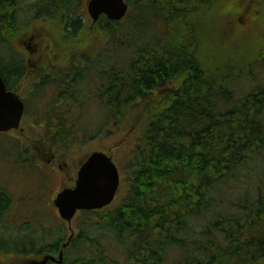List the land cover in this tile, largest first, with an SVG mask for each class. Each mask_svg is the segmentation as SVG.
I'll return each instance as SVG.
<instances>
[{"label":"trees","instance_id":"obj_1","mask_svg":"<svg viewBox=\"0 0 264 264\" xmlns=\"http://www.w3.org/2000/svg\"><path fill=\"white\" fill-rule=\"evenodd\" d=\"M31 1L0 0L2 77L18 68L6 60L18 56L16 40L36 20L58 18L63 41H102L97 127L88 130L77 117L64 126L47 119L44 133L65 152L112 125V137L125 148L117 203L80 214L62 264H264V83L254 84L253 73L242 69L264 67V40L257 44L249 34L233 49L226 38L232 56L220 54L217 67V59L204 62L206 22L196 21L214 0L132 1L122 21L101 18L93 28L77 13L80 0H34L52 4L40 15L23 12ZM263 3L224 2L237 18L248 6L251 25L260 21ZM49 113L59 119L79 114ZM6 201L0 194V210ZM35 224L16 226L10 243L20 260L56 256L64 241L38 243L61 228Z\"/></svg>","mask_w":264,"mask_h":264},{"label":"rangeland","instance_id":"obj_2","mask_svg":"<svg viewBox=\"0 0 264 264\" xmlns=\"http://www.w3.org/2000/svg\"><path fill=\"white\" fill-rule=\"evenodd\" d=\"M225 1L232 0H214L205 15L196 16L197 23H199V21L200 23L206 22L205 27H203L202 31H200V34H202V38L206 41L207 47L209 48L208 52L205 54L204 62L210 64L213 63L215 59H217V67H221L220 54L223 55V53L225 52L230 53L228 55L229 57L232 56L231 51H227L228 48H224V42L226 38H230L228 45L233 44V46H235L233 49H235L236 45L241 42L242 38H245L249 34L254 35V41L257 44L264 40V3L263 6H259L261 15V19L259 21L260 23L258 22L257 24V22H254L251 25L250 21L252 20H249L244 14L249 11L247 5L245 11L236 12V15H239L237 18L230 13L232 12V10H229V7H231V5L224 4ZM238 3H240L241 7L245 6V1ZM250 8L251 7H249V9ZM80 10H82V8ZM49 22L52 21L46 22L44 28H40L38 31H36L35 29H31L32 35L37 36L40 33V35L42 36L41 39L44 41L43 46H41L42 50L46 49L47 41L45 39H53L55 41L60 39L58 36L59 28H61V24L59 23L60 21H58L56 24H47ZM85 22L88 23V21ZM37 24L39 23H35L34 26L38 27ZM238 24L244 26L238 27ZM224 31L225 33H227V35L224 33ZM27 32H29V30ZM203 33L207 35L206 39L204 38ZM85 35H87V32L85 33ZM91 35L92 34L90 33V36ZM90 41L91 38L82 39L80 37L79 39L68 43L65 48H67L68 46L69 51H74L73 54L84 53L87 49H89ZM97 43H100L102 45L103 42L97 40L95 44ZM260 45H264V42H261ZM18 48L21 52L27 54V50L25 49V47L19 45ZM241 49L246 51L243 48ZM50 51H52V48H50ZM44 53H47L46 50ZM93 53L94 51L91 50L90 54ZM60 63L64 64V62ZM242 69L243 71H247V75L253 73V79H255V82H253L254 84L256 83V81L257 83H264V67L255 66L251 69L246 68L247 70H245L243 67ZM75 99L80 100V102H85L84 105L86 107V110H84L86 113L84 114L83 109L76 107L73 108V112H79V114L74 115L77 117L78 124L84 126V128L86 127L88 130L95 129L97 127L96 124L100 119L99 114L98 116L96 114V111L101 107V105L97 103L98 98H95V96L80 94L76 95ZM95 99L97 102L94 101ZM31 110H33V113H35L39 109L35 110L31 108ZM49 112L50 110H48L44 114L45 117H52ZM25 118L28 119L29 115L26 114ZM40 123H42V121ZM28 125L30 124L27 121L23 122L22 128L25 127L26 130L24 134H21V136L20 134L14 133L16 138L10 133H0V170H8V168L12 167V173L16 175V181L18 183L17 186L13 187V195L18 204L30 202L33 203L34 208L31 205L30 208H33L35 210L34 218L38 221V223L35 224L37 228H55L56 231L58 226H61L62 229L60 232L46 234L44 238H41V241L38 240V243L53 242L58 237L69 234L68 225L60 220L55 208L53 209V205L51 204L53 194L59 188L60 177H58L57 175L56 177H52L53 173L48 172L45 176L43 174H35L39 172L38 168L36 170V167H38L37 164H39L40 161L39 158L45 157L48 153H43V151L40 150V142L39 145L36 143V140L40 138V135L38 134L39 132L35 131V129L29 128ZM109 126L110 127L108 130L98 134L97 139L87 140L84 143H81L79 145L76 144V146H72V148L67 149L64 160L67 161V164L71 169H74V171L76 172L75 169H78L79 164L82 163L90 153L94 151H101L112 158L120 172L122 168L123 157L125 155V148L122 147L123 145H119V142H117L116 138L105 136L114 135L112 125ZM81 132V129L77 131L78 134ZM106 132H109V134H105ZM127 132V128L123 129V134H126ZM127 139L128 138H126V140ZM53 146L54 150L57 151L58 148L55 145ZM50 150L51 152H53L52 147H49V151ZM56 155H58V153H56ZM36 156H38L39 158H37ZM26 170H28L30 173H33V175L27 174ZM47 170L48 169H46L45 172ZM35 179L37 181H35ZM25 180L28 183H26ZM251 181H254V179L250 180V182ZM61 182H63V180H61ZM248 188L251 189L252 184L249 185ZM120 192L121 189L119 191V194ZM44 209H46V211ZM21 211H25V208ZM76 220L72 222V228L75 234H77ZM39 232H41V229H39ZM37 234L38 236L41 235L39 233ZM1 237L5 241H8L14 236L13 234L6 232L3 233ZM11 252L12 250H9L8 252L0 251V264H24L27 259L31 260V258H23L20 260L13 254L11 255Z\"/></svg>","mask_w":264,"mask_h":264},{"label":"flooded vegetation","instance_id":"obj_3","mask_svg":"<svg viewBox=\"0 0 264 264\" xmlns=\"http://www.w3.org/2000/svg\"><path fill=\"white\" fill-rule=\"evenodd\" d=\"M81 4L86 10V2ZM51 7L52 4L47 5L34 0L22 5L23 12L31 10L37 15L47 13ZM80 9L81 7L77 8V10ZM45 25L46 23L37 24L38 27L33 26L31 29L38 31ZM88 27L90 26L88 25ZM41 38L40 33L37 36L31 33L29 35L24 34L18 41L16 46L25 47L27 54L16 49L21 53L15 57L10 55V58L6 60L7 62H14L18 68L11 72L5 70V84L7 87L19 89L18 92L13 89L12 91L20 96L25 106H30L35 110H65L74 107L86 110L85 102H80V100L75 99V96L80 94L95 96L98 94V72L96 68L97 60L101 56L97 54L99 49L89 47L84 53L73 54L74 51H69L68 46L65 48L68 43L73 41L45 39L47 41L46 49L42 50L41 46H43L44 41ZM92 44L94 43L90 42V46ZM45 50L47 53H44ZM91 50L95 54H90ZM60 62H64V64ZM21 68L22 70H20ZM47 119L54 120V125L60 124V120L52 116L51 118H41L42 123L39 122L37 125L46 126ZM28 121L30 123L28 126H34L30 120ZM78 136L80 137V135ZM45 140L44 137H40L36 143ZM40 160L48 165L55 177L56 175L60 177L58 190L68 188L74 183L77 171L75 172L69 167L64 156L54 154L47 159L41 157ZM49 160L51 161L49 162ZM37 168L40 171L38 174L47 175L42 167ZM12 170V167L8 170H0V194L5 193L7 200L6 206L0 210V235L8 230L11 233L19 222L37 221L35 218H29L30 215L18 213L21 205L17 203L13 195V187L17 186L18 183Z\"/></svg>","mask_w":264,"mask_h":264},{"label":"water","instance_id":"obj_4","mask_svg":"<svg viewBox=\"0 0 264 264\" xmlns=\"http://www.w3.org/2000/svg\"><path fill=\"white\" fill-rule=\"evenodd\" d=\"M128 0H90L87 8L93 22L101 15L119 21L127 12ZM142 1V0H137ZM23 114V103L16 95L6 90L0 77V132L16 130ZM119 186V174L110 157L102 152L92 153L78 171L76 187L61 192L54 204L63 220L70 223L77 211L100 210L114 199ZM71 239V238H70ZM68 245L65 244L64 247ZM63 253L58 258L45 256L40 261L27 264H46L48 261L61 264Z\"/></svg>","mask_w":264,"mask_h":264}]
</instances>
